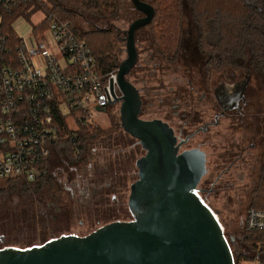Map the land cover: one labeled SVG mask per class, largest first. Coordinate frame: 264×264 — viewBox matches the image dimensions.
<instances>
[{"label": "rangeland", "instance_id": "rangeland-1", "mask_svg": "<svg viewBox=\"0 0 264 264\" xmlns=\"http://www.w3.org/2000/svg\"><path fill=\"white\" fill-rule=\"evenodd\" d=\"M143 1L152 5L154 2V0ZM163 1L167 10L162 12L161 9L159 13L161 18H167L171 14L174 18L181 20L186 43L194 41L196 37V28L193 24L195 18L191 13L190 1ZM40 3L46 4L51 9L46 0H40ZM108 5L109 8H102L101 16H97L96 12L91 9L74 7L76 13L70 20L82 33H88L93 32L96 26L111 30L113 28L128 30L129 25L141 16L135 11L130 0H111ZM197 5L202 8L209 6L210 10H208L211 13L214 9L226 10L228 7L226 3L220 6L217 0H198ZM177 7L181 9L180 18L174 11ZM231 9L228 7V10ZM222 12L227 16V10ZM211 13H208V17L213 19L214 16H211ZM225 15L221 13L219 15L223 21H227ZM39 20V15L34 17L35 22ZM215 23L218 25L220 38L224 39V34L220 31L221 23L219 20ZM114 29L109 36L95 37L99 38V42H104L106 39L114 42ZM24 34H27V31ZM92 40L96 41L94 37ZM121 52L118 54L119 63L126 58L125 45ZM192 53L193 47H190L187 54ZM178 66L184 69L188 67L185 61H181ZM116 70L118 71V68ZM175 73L176 71L173 70L171 74L176 75ZM169 79L172 78L166 79L168 86L171 85L168 82ZM128 80L132 82L130 77ZM137 88L140 89V86L137 85ZM253 94H255L254 102H257L259 98L264 104L263 92ZM148 112L145 110V115L141 118L144 120L160 118L159 111ZM95 120L99 126L96 128L103 131V134L94 141L90 140L85 146L87 150L83 151L80 157L71 149H65L64 142L61 140L57 142L54 147L55 151L46 163L45 178L39 182L42 185L39 194L31 195L23 189L22 181L11 180L17 187L7 191L3 200L0 197V248L7 246L28 248L43 245L62 235L86 236L107 224L132 219L128 208L130 186L138 178L135 163L144 156L145 152L137 140L123 132L120 125L119 104L109 107L105 114L95 117ZM69 131L75 134L80 131V128L71 123ZM226 135L223 125L213 130V134L205 137L207 142L201 150L207 155V174L199 188L206 204L217 215L224 229L236 263L244 264L248 260L238 261L240 256H252L254 251L263 247L262 244H257L255 250L251 247V243L246 238L245 219L249 207L264 209V204L254 205L255 195L264 190L260 189L264 177V145L248 150L247 160L249 162L246 166L235 172L224 173L221 171L224 167L218 168L216 165L224 159L227 153L225 150L229 147L230 139ZM101 138L111 139V146L98 148V144L102 142ZM236 139L241 138L239 136ZM197 143L194 141L190 145L196 146ZM96 144L97 151L91 161L89 152ZM89 164H93V167L88 168ZM217 179H220L219 182ZM4 181L6 179H0V184ZM73 183H76L77 187H75L74 198L70 201L68 190L70 193ZM82 191L85 193L84 196H82ZM52 203L55 206L51 205Z\"/></svg>", "mask_w": 264, "mask_h": 264}, {"label": "water", "instance_id": "water-1", "mask_svg": "<svg viewBox=\"0 0 264 264\" xmlns=\"http://www.w3.org/2000/svg\"><path fill=\"white\" fill-rule=\"evenodd\" d=\"M130 2L142 17L125 31L126 58L117 71L122 97L115 99L113 81L111 96L114 105H120L123 132L145 152L136 161L138 178L130 186L132 219L86 236L63 235L43 245L0 248V264H236L222 225L197 194L207 174L206 153L199 148L182 152L183 143L167 123L141 118L140 91L128 78L138 60L137 32L153 22L156 10L143 0Z\"/></svg>", "mask_w": 264, "mask_h": 264}, {"label": "built area", "instance_id": "built-area-1", "mask_svg": "<svg viewBox=\"0 0 264 264\" xmlns=\"http://www.w3.org/2000/svg\"><path fill=\"white\" fill-rule=\"evenodd\" d=\"M39 3L0 0V179L27 183L46 171L58 141L74 137L71 123L99 127L107 95L115 103L112 81L115 99L122 97L117 70L105 73L74 23ZM245 229L264 231V210L249 208Z\"/></svg>", "mask_w": 264, "mask_h": 264}, {"label": "flooded vegetation", "instance_id": "flooded-vegetation-1", "mask_svg": "<svg viewBox=\"0 0 264 264\" xmlns=\"http://www.w3.org/2000/svg\"><path fill=\"white\" fill-rule=\"evenodd\" d=\"M152 24L137 32L138 60L130 74L131 83L136 88L140 86L137 89L142 100L141 116L145 115V110L159 111L160 118L151 120H161L174 130L178 143H183L182 152L203 149L207 142L205 137L224 125L230 143L224 159L216 166H223L224 173L243 168L249 162V151L264 145V104L259 98L253 101V93H264L261 80L249 69L247 59L232 53L227 38L229 30L223 29L222 23L220 31L225 38H220L218 25L210 23L208 44L202 38L205 31L194 22L196 37L188 44L180 21L172 46L165 52L152 43L149 30ZM115 29L125 39L126 30ZM190 47L193 53L187 54ZM181 61L186 62V69L178 66ZM173 70L176 75L171 74ZM168 78H172L168 80L169 86ZM239 136L241 139H236ZM194 141L197 145L191 146ZM90 167L93 164H89Z\"/></svg>", "mask_w": 264, "mask_h": 264}, {"label": "trees", "instance_id": "trees-1", "mask_svg": "<svg viewBox=\"0 0 264 264\" xmlns=\"http://www.w3.org/2000/svg\"><path fill=\"white\" fill-rule=\"evenodd\" d=\"M110 1L111 0H46L51 6L50 11L53 12L54 15L69 21H71L70 18L74 17V14L76 13L73 9L74 7L80 6L86 9H91L96 12L97 16H101L102 8H109L110 6L108 3ZM188 1H190V5L192 6L191 13L195 18L194 22L202 28L203 32L205 31L202 38L208 41L207 43L209 44V24H214L216 20H219V22L222 23V28L229 30L227 38L232 46V53L236 54V56H243L247 59L249 69L259 77L264 86V0H217L219 5L226 3L228 4V7L232 8L231 10H228V7L226 8L227 16L225 15L226 13L222 12L226 10L213 8L214 12L211 13L208 8L209 6L206 8L198 6V0ZM164 5L165 2L163 0H154L153 6L156 9L157 15L153 24L149 27V30L151 31L152 43L155 44L159 51L165 52L171 48L172 40L176 37L175 31L177 29V23L181 20H178L176 17L175 19L171 14L167 18H161L159 15L161 9L162 12L167 10ZM38 6L45 11H47V9L49 10L48 6L44 3H39ZM174 11L180 18V7L175 8ZM208 13H211V16H214V18L212 19L208 17ZM220 13L221 15L226 16L225 18L227 21H223L220 18ZM112 30L96 26L94 27L93 32H81L82 37L87 41L90 49L105 73L113 72L119 67L121 62L119 63L118 54L122 53L121 50L123 49V45H125L124 37L116 29H114L115 31L113 32L114 42H110L108 39L104 42H99V38H96L95 36H109ZM92 37H94L96 41L93 42ZM102 134L103 131L99 128L93 126L82 127L74 137L68 138L67 141L66 139L62 140V142H64L63 146L65 149H71L80 157L81 153L87 150L85 146L88 142L90 140L94 141L98 139ZM101 139L102 142L99 144L97 143L99 146L98 148H103L108 145L111 146V139ZM97 144L92 147L91 151L89 150V155H92V157H95L94 153L97 151ZM43 178H45V172L42 173L39 179L35 182L27 183L21 180L24 187L23 189L31 195L39 194L42 190V185L39 182ZM16 187V184L12 183L11 180H6L3 184H0V197L2 200L4 199V196H6L7 191L13 190ZM260 189H264V177L262 178ZM74 195L75 186H71L70 193L68 190V198L70 201L74 198ZM255 196L254 205L257 206L264 204V190ZM249 208L264 210L263 208L253 206ZM245 232L247 233L246 238L251 243V247L254 250L257 248V244H262L261 246L263 247H261L260 250L254 251L252 256L245 255L246 259H244L245 257L240 256L238 261L241 259L244 261H252L259 258L261 263L264 264V231L248 232L245 229Z\"/></svg>", "mask_w": 264, "mask_h": 264}, {"label": "bare ground", "instance_id": "bare-ground-1", "mask_svg": "<svg viewBox=\"0 0 264 264\" xmlns=\"http://www.w3.org/2000/svg\"><path fill=\"white\" fill-rule=\"evenodd\" d=\"M199 193H201V192H199ZM211 209V208H210ZM212 210V209H211ZM213 211V210H212ZM214 212V211H213ZM215 214V213H214ZM216 215V214H215ZM216 217H217V215H216ZM218 218V217H217ZM220 222V221H219Z\"/></svg>", "mask_w": 264, "mask_h": 264}]
</instances>
